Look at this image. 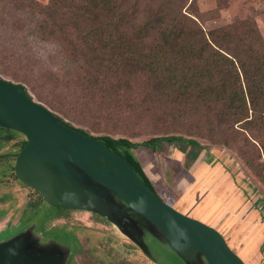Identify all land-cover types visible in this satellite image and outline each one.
Here are the masks:
<instances>
[{"label":"trees","instance_id":"trees-1","mask_svg":"<svg viewBox=\"0 0 264 264\" xmlns=\"http://www.w3.org/2000/svg\"><path fill=\"white\" fill-rule=\"evenodd\" d=\"M0 3L10 7L17 30H27L33 39L58 47L55 55L63 60L68 76L90 89L111 93L119 106L131 109L133 120H149L159 128L160 133L141 142L142 146L155 150L163 143L186 142L200 147L194 138L202 139L234 152L255 176H261L264 39L253 17L208 27L206 23L218 16L200 13L194 0ZM13 84L32 98L23 85ZM42 100L46 106L35 101L64 125L77 129L52 111L61 110L56 104ZM77 130L123 158L156 194L133 154L138 143ZM137 247L158 264L153 254ZM169 253L163 257L166 264H184Z\"/></svg>","mask_w":264,"mask_h":264},{"label":"rangeland","instance_id":"rangeland-1","mask_svg":"<svg viewBox=\"0 0 264 264\" xmlns=\"http://www.w3.org/2000/svg\"><path fill=\"white\" fill-rule=\"evenodd\" d=\"M34 1L46 4L48 0ZM194 1L200 13L218 16L206 26L253 17L264 39V0ZM11 13L7 4L0 3V78L23 85L41 104L45 105L41 99L52 101L61 109L52 111L77 129L92 136L127 137L138 143L132 149L133 154L156 194L182 213L195 216L215 229L217 165L233 179L237 189L245 188L243 205L252 206L264 221V169L257 177L234 152L198 138L194 139L200 147L186 142L163 143L155 150L142 146L141 142L160 133L159 128L149 120H133L131 109L119 106L111 93L90 89L77 78L68 76L63 60L55 55L58 47L33 39L27 30H17L9 16ZM52 75L58 79L56 82ZM107 113L117 115L107 119ZM2 136L5 138L1 139ZM6 139L10 142H3ZM24 141L26 144L22 134L0 128V243L31 230L33 247L28 249L25 260L57 257L63 253L64 264H156L98 215L55 207L41 193L39 196L21 185L14 173V164ZM191 153L198 156L195 158ZM51 157L62 160L76 178L91 187L92 183L80 174L61 145ZM141 224L143 234L136 238L143 250L149 256L153 254L158 264H166L163 257L170 251L150 234L148 226ZM230 246L236 249L235 243ZM258 246H254L251 254L262 260L264 243Z\"/></svg>","mask_w":264,"mask_h":264},{"label":"water","instance_id":"water-1","mask_svg":"<svg viewBox=\"0 0 264 264\" xmlns=\"http://www.w3.org/2000/svg\"><path fill=\"white\" fill-rule=\"evenodd\" d=\"M0 128L25 136L26 144L16 155L14 173L49 204L94 213L142 250L135 237L143 234V222L150 234L184 264H245L216 229L165 203L110 148L64 125L21 88L2 78ZM59 145L80 174L92 183L91 187L76 178L62 160L51 157ZM30 236L31 230H27L1 242L0 264L65 263L63 253L25 260L28 249L33 247Z\"/></svg>","mask_w":264,"mask_h":264},{"label":"crops","instance_id":"crops-1","mask_svg":"<svg viewBox=\"0 0 264 264\" xmlns=\"http://www.w3.org/2000/svg\"><path fill=\"white\" fill-rule=\"evenodd\" d=\"M204 166H201V169L204 168L202 171ZM244 189H237L233 179L215 165V229L245 264H264V257L261 260L251 254L254 246L259 245V248L264 243V221L260 220L259 212L252 206L243 205ZM190 217L206 224L195 216ZM230 243H235L236 249Z\"/></svg>","mask_w":264,"mask_h":264},{"label":"flooded vegetation","instance_id":"flooded-vegetation-1","mask_svg":"<svg viewBox=\"0 0 264 264\" xmlns=\"http://www.w3.org/2000/svg\"><path fill=\"white\" fill-rule=\"evenodd\" d=\"M3 138H5V136H2L1 139H3ZM3 142H10V139H6V140L3 141ZM24 144H25V141H24ZM24 144L20 145V150H21V148L24 146ZM18 181H19V180H18ZM19 182H20V181H19ZM20 183H21V185H23L24 187H26V188H30V187L26 186L25 184H23L22 182H20ZM30 189L33 190V191H35V192H37L38 195L41 196V194H40L39 191H37V190H35V189H33V188H30Z\"/></svg>","mask_w":264,"mask_h":264},{"label":"clouds","instance_id":"clouds-1","mask_svg":"<svg viewBox=\"0 0 264 264\" xmlns=\"http://www.w3.org/2000/svg\"><path fill=\"white\" fill-rule=\"evenodd\" d=\"M10 252H12V254H14V251L13 250H10Z\"/></svg>","mask_w":264,"mask_h":264}]
</instances>
